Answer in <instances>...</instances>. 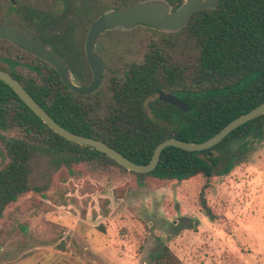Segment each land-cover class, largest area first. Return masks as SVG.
<instances>
[{
  "label": "trees",
  "instance_id": "1",
  "mask_svg": "<svg viewBox=\"0 0 264 264\" xmlns=\"http://www.w3.org/2000/svg\"><path fill=\"white\" fill-rule=\"evenodd\" d=\"M143 0H114L122 9ZM176 8L181 0H166ZM147 45L144 58L121 68L110 67L101 86L88 96L70 92L57 73L44 66L41 82L23 83L24 89L61 127L76 135L105 143L129 161L149 163L155 147L168 139L202 143L229 122L264 102V0H217L216 10L194 13L178 33H163ZM62 56L67 41H46ZM60 46V47H59ZM40 74V72H38ZM89 72L87 80L89 82ZM159 93L180 98L186 113L158 99ZM12 126L21 136L4 137V165L0 168V219L23 195L48 191L45 196L60 203L57 192L45 183L30 182L31 165L45 159L52 170L88 166L118 169L135 177L137 187L155 190L200 177L199 208L210 220L217 216L207 204L210 180L229 174L264 140V115L232 131L220 143L202 152L165 148L149 173L127 171L104 154L69 142L50 130L3 82L0 81V132ZM203 155V159L199 158ZM44 196V197H45ZM34 200V199H33ZM31 201V200H29ZM105 202L103 215L108 211ZM26 226L0 228V247L13 234L26 238ZM25 240V239H24ZM152 264H180L166 247L151 254Z\"/></svg>",
  "mask_w": 264,
  "mask_h": 264
},
{
  "label": "rangeland",
  "instance_id": "2",
  "mask_svg": "<svg viewBox=\"0 0 264 264\" xmlns=\"http://www.w3.org/2000/svg\"><path fill=\"white\" fill-rule=\"evenodd\" d=\"M113 2L102 0L101 12L113 9ZM158 37L147 27L104 31L99 39L106 69L138 63ZM0 134L21 136L15 126ZM3 155L0 142V168ZM73 170L54 172L45 159L33 162L31 184L42 188L49 181L50 194L57 192L61 201L48 199V191L34 200L28 193L5 210L0 228L24 225L27 237L13 234L0 247V264H152L151 254L163 245L180 264H264V140L229 174L210 180L206 201L215 221L199 208L200 177L150 190L116 168Z\"/></svg>",
  "mask_w": 264,
  "mask_h": 264
},
{
  "label": "water",
  "instance_id": "3",
  "mask_svg": "<svg viewBox=\"0 0 264 264\" xmlns=\"http://www.w3.org/2000/svg\"><path fill=\"white\" fill-rule=\"evenodd\" d=\"M215 0H182L180 6L173 7L166 0H143L123 9L105 12L89 29L86 39V60L91 72L90 83L82 87L74 80L72 73L67 69L63 60L52 53L48 48L42 47L27 38L22 31L11 24L0 26V39H5L15 44L22 50L34 55L41 61L52 67L57 73L63 85L72 93L80 96H88L94 93L101 85L104 63L95 50L94 42L104 31L116 29L123 32L130 31L137 26H146L161 32L175 33L182 29L189 16L203 9L214 8ZM0 81L6 84L50 130L63 139L80 146L92 148L127 171L145 174L152 172L158 162L161 152L167 147L178 148L187 152H202L220 143L232 131L239 126L264 115V102L249 112L238 116L224 126L214 136L202 143H186L175 139H168L158 144L148 164L139 165L132 163L119 152L103 142L76 135L58 125L47 112L29 95L23 86L9 74L0 71ZM158 99L178 110L186 113L190 108L180 98L170 93H159ZM203 159V155H199Z\"/></svg>",
  "mask_w": 264,
  "mask_h": 264
},
{
  "label": "flooded vegetation",
  "instance_id": "4",
  "mask_svg": "<svg viewBox=\"0 0 264 264\" xmlns=\"http://www.w3.org/2000/svg\"><path fill=\"white\" fill-rule=\"evenodd\" d=\"M101 2L102 0H0V26L3 24L16 26L27 38L42 47L48 48L52 53H54L52 46H49L46 41L53 40L55 38L66 40L67 43L63 48L64 54L61 56L62 58L55 53L54 54L61 60L63 59L64 64L72 73V76L77 84L85 87L91 81V72L85 53L88 32L91 26L105 12L110 11L107 10L105 12H101ZM181 3L182 0L178 6H180ZM176 8H173V10ZM216 9L217 0H215L214 8L203 10ZM111 10L117 9L113 8ZM188 20L184 27H186ZM137 27L146 26L140 25ZM182 29L175 33L180 32ZM94 45V52L99 55L101 61L104 63V69L102 72L103 75L107 65L101 55V43L99 37L94 42ZM146 52H148L147 49L142 52L140 59H138V63L142 61ZM132 64L134 63L131 62L130 65ZM43 65L48 64L41 61L34 55L22 50L15 44L10 43L5 39H0V71L9 74L22 86L23 83L26 84L32 80L37 83L38 72H44ZM22 67L28 69V74H22ZM87 72H89L90 78L89 82L84 84L88 76ZM3 132L5 131H1L0 133Z\"/></svg>",
  "mask_w": 264,
  "mask_h": 264
}]
</instances>
